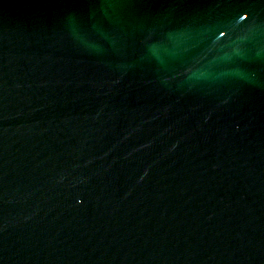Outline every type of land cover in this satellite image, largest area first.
<instances>
[{"label":"water","instance_id":"water-1","mask_svg":"<svg viewBox=\"0 0 264 264\" xmlns=\"http://www.w3.org/2000/svg\"><path fill=\"white\" fill-rule=\"evenodd\" d=\"M0 264H264V0H0Z\"/></svg>","mask_w":264,"mask_h":264}]
</instances>
